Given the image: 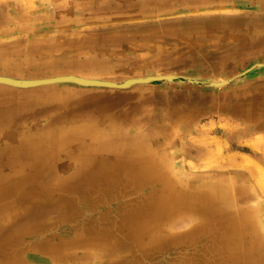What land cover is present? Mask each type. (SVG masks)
<instances>
[{
  "label": "rangeland",
  "instance_id": "obj_1",
  "mask_svg": "<svg viewBox=\"0 0 264 264\" xmlns=\"http://www.w3.org/2000/svg\"><path fill=\"white\" fill-rule=\"evenodd\" d=\"M259 62H264V0H0V74L24 78L75 73L117 81L159 73L197 80L232 78L222 86L175 80L110 92L142 90L149 96L123 123L126 139H143L149 147L171 142L168 150L184 178L232 176L250 192L232 204L256 207L264 223V130L251 132L252 121L216 115V109L241 99L245 93L240 88L264 79V65H256ZM62 87L96 95L106 90L74 83L31 90ZM190 90L210 96H166ZM82 97L73 105H80ZM42 108L1 123L0 144L23 142L8 135L20 126L36 132L69 111ZM60 119L66 134L71 120ZM99 131L114 132L106 123ZM194 138L207 141L212 161L197 154L190 145ZM109 152L61 149L40 161L31 157L11 166L0 164L9 167L0 168V227H23V217L34 213L43 220L0 250V264H227L218 247L209 244L210 235H187L202 225L198 212L193 219L188 213H160L159 199L152 195L154 183L121 178L127 183V188L121 185L123 192L107 188L92 195L79 193L74 186L84 156L108 158L113 155ZM132 152L115 154L138 158L148 153ZM167 224L173 226L169 233L149 239L151 230Z\"/></svg>",
  "mask_w": 264,
  "mask_h": 264
},
{
  "label": "bare ground",
  "instance_id": "obj_2",
  "mask_svg": "<svg viewBox=\"0 0 264 264\" xmlns=\"http://www.w3.org/2000/svg\"><path fill=\"white\" fill-rule=\"evenodd\" d=\"M256 36L259 37L258 34ZM258 64L259 66H263L264 62H259ZM164 74L181 76L173 73ZM181 78L187 81H189L188 79H195L186 76H181ZM222 79L214 80L222 81ZM175 80L184 81L180 79L171 81ZM194 84L203 83L197 82ZM0 85V124L9 119H17L18 115L24 114L29 109H41L42 107L44 109L67 107L69 111L59 117L67 121L71 120L72 123L71 130L66 132V134L62 131V126L60 125L61 119L59 117L56 118V122L51 126H47L36 132L25 126H20L13 134L8 136L9 138L13 137L24 141L17 143L7 140L4 141V144H0V164L11 166L17 164L22 159L28 160L31 157H34L31 161L34 159L40 161L59 153L61 149L72 151L78 148L81 149L82 153L111 150L113 155H109L108 158L84 156V162L79 165L81 172L79 173L80 175L76 176L77 180L74 186L79 193L92 195L95 190H105L107 188H113L112 190L116 191L115 193L123 192L125 189L122 190L121 185L123 184L127 188V183L120 181L121 178L133 181L138 178L145 183H154L155 188L152 195L154 194L159 199L157 204L159 205L160 213H188L189 217L191 216L190 218L193 219V217H199L196 216L198 212L199 215L203 216L200 217L202 225L187 235L190 237L196 236L195 234L197 233L210 235L209 244L218 247L219 254H221L220 258L227 259L225 263L238 264L240 261H243V264H249L255 261V259L264 261V223L261 221V213L253 206H236L232 204V202L237 204L238 201L246 197L247 193H250L249 191L246 192L247 187L237 185L231 178L232 176L227 175H216L214 177L205 175L197 178H184L177 168L178 162L168 150V146L172 144L171 142L165 141L164 145L153 144L149 147L143 139L131 141L122 135L121 127L123 123H126L128 119L134 117L133 114H137L140 111V108H138L139 104L149 97L147 93H144L142 90L117 93L110 91L113 89H124L100 88L106 90L101 92L102 94L96 95L89 94L91 93L89 91L68 87L54 90H31L26 88L29 89L27 91H30L26 92L20 91L26 90L25 88L19 89L5 83H0ZM87 88L94 87L88 86ZM240 89L242 93H245L241 99H233L224 108L216 109L219 110L216 115L218 117H231L235 121H252L254 124L249 131H263L264 79L248 83ZM82 94H85L87 97L83 98ZM179 94L189 99H204L210 96L209 93L199 90H190L188 93L174 92L166 96H168V99H175V96ZM156 96L161 97L163 95L156 94ZM79 97H82L80 101L82 103L80 105H73V102ZM195 114L193 113L192 115ZM102 123H106L112 127L114 132L104 135L100 134L99 129ZM173 127L178 129V126L175 124ZM96 136H100V138L95 142L96 144H93V139ZM206 143L205 139L194 138L190 142V145L196 148L197 154L204 155V158H209V161H212L213 156L208 155L209 149L205 146ZM76 144H78V147ZM250 144L255 145L253 142ZM205 149L207 151H203ZM120 151H145L148 153L138 158L134 155L129 157L116 156L115 153ZM0 168L5 169L9 167L0 166ZM66 205L70 206V204H65L63 207L67 208ZM203 205H205V208H201ZM151 206L153 207V204ZM153 208L156 209L155 206ZM228 209L230 211L234 210L231 213H227L226 210L228 211ZM39 212H45V209H41ZM23 220L26 223L23 227L19 225H16V227H0L1 252L10 244V241H15L19 235L35 229L43 221L41 218L39 219L38 213H34L31 217L27 215L23 217ZM172 228V225L167 224L158 227L157 230H151L149 239L151 241L161 239ZM187 235H184L183 238H186ZM146 237L147 235L142 236V238ZM236 248L237 250H235Z\"/></svg>",
  "mask_w": 264,
  "mask_h": 264
},
{
  "label": "water",
  "instance_id": "obj_3",
  "mask_svg": "<svg viewBox=\"0 0 264 264\" xmlns=\"http://www.w3.org/2000/svg\"><path fill=\"white\" fill-rule=\"evenodd\" d=\"M259 65V64H258ZM174 76L171 74H162V75H146V76H132L124 78L122 81L103 79L100 77H86L83 75L75 73H59L49 76H39V77H15L8 74H0V83H5L11 85L15 88H38L44 86H50L60 83H74L84 87H97V88H117V89H126L133 85L144 84V83H155L159 81H171L174 79H180L181 76ZM193 83H203L205 85L219 86L227 84L231 81V78L222 79V81L215 80H201L197 81L195 79H188Z\"/></svg>",
  "mask_w": 264,
  "mask_h": 264
}]
</instances>
